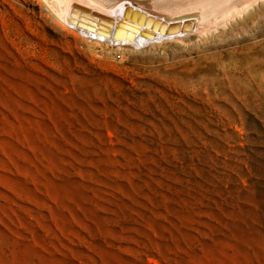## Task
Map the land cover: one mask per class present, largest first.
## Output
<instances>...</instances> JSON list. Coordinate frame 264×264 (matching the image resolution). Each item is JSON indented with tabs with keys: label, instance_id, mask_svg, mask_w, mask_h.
<instances>
[{
	"label": "rangeland",
	"instance_id": "obj_1",
	"mask_svg": "<svg viewBox=\"0 0 264 264\" xmlns=\"http://www.w3.org/2000/svg\"><path fill=\"white\" fill-rule=\"evenodd\" d=\"M38 3L0 0V264H264V0L124 54Z\"/></svg>",
	"mask_w": 264,
	"mask_h": 264
},
{
	"label": "bare ground",
	"instance_id": "obj_2",
	"mask_svg": "<svg viewBox=\"0 0 264 264\" xmlns=\"http://www.w3.org/2000/svg\"><path fill=\"white\" fill-rule=\"evenodd\" d=\"M37 1L42 10L47 11L48 18L54 19L64 31L81 39L86 46L124 54L207 36L251 0ZM146 16L153 19L146 23ZM154 19L159 20L156 26ZM175 23H178L177 30H165L167 24ZM183 24H186L184 29L181 28ZM109 27L119 28L113 39L107 34Z\"/></svg>",
	"mask_w": 264,
	"mask_h": 264
},
{
	"label": "water",
	"instance_id": "obj_3",
	"mask_svg": "<svg viewBox=\"0 0 264 264\" xmlns=\"http://www.w3.org/2000/svg\"><path fill=\"white\" fill-rule=\"evenodd\" d=\"M143 15H145V14H141V16L143 17ZM151 19H153V18H151V17H149V16H146V23H149L150 21H151ZM157 21H159V20H156V19H154L153 20V24H154V26H156L157 25ZM119 23H122V22H119ZM161 23H164V22H161ZM165 24V23H164ZM164 24L163 25H160V29H161V31L164 29ZM177 25H178V23H175V24H167V28L165 29L166 31H168V32H170V31H175V30H177ZM183 27V29L186 27V24H183L182 26H181V28ZM118 29L119 28H114L113 29V27H109L108 28V33L107 34H109L110 36H111V38L113 39L116 35H117V33H118Z\"/></svg>",
	"mask_w": 264,
	"mask_h": 264
},
{
	"label": "built area",
	"instance_id": "obj_4",
	"mask_svg": "<svg viewBox=\"0 0 264 264\" xmlns=\"http://www.w3.org/2000/svg\"><path fill=\"white\" fill-rule=\"evenodd\" d=\"M119 57V56H118Z\"/></svg>",
	"mask_w": 264,
	"mask_h": 264
}]
</instances>
